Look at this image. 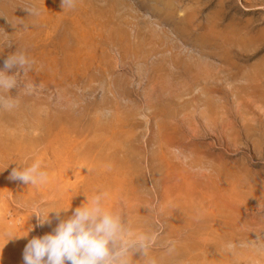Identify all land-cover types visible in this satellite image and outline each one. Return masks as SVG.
<instances>
[{
	"label": "rangeland",
	"instance_id": "rangeland-1",
	"mask_svg": "<svg viewBox=\"0 0 264 264\" xmlns=\"http://www.w3.org/2000/svg\"><path fill=\"white\" fill-rule=\"evenodd\" d=\"M4 31L43 87L0 110V264L99 190L157 264H264V0H0Z\"/></svg>",
	"mask_w": 264,
	"mask_h": 264
},
{
	"label": "clouds",
	"instance_id": "clouds-1",
	"mask_svg": "<svg viewBox=\"0 0 264 264\" xmlns=\"http://www.w3.org/2000/svg\"><path fill=\"white\" fill-rule=\"evenodd\" d=\"M61 5L63 10H73L77 0H61ZM25 9L29 15H39L35 8ZM0 43L11 45L12 40L7 32L0 33ZM35 63L23 49H17L7 57L4 67L0 69V110L13 111L19 106L17 96L8 94L12 88L22 87L24 94L30 95L37 87H43L20 79L34 70ZM13 68L17 70L10 72ZM45 168L46 165L40 159H34L30 164L14 168L10 178L39 187L49 183V173ZM107 200L108 193L102 190L91 197L86 195L83 204L75 208L72 215L60 220L53 232L29 240L23 253L24 264H132L135 253L145 259V264H157L149 255L156 236L134 232L120 211L106 207ZM68 209H52L46 215L37 210L33 214L43 225L50 223V212L55 211L59 217L61 211L66 212ZM28 231L11 237L26 236ZM259 239L260 235L257 236ZM250 243L241 241L238 245L229 244L227 251L234 252L236 247L245 248Z\"/></svg>",
	"mask_w": 264,
	"mask_h": 264
}]
</instances>
